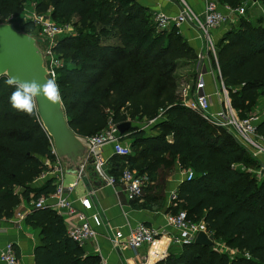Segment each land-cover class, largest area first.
Returning a JSON list of instances; mask_svg holds the SVG:
<instances>
[{
  "label": "trees",
  "instance_id": "obj_1",
  "mask_svg": "<svg viewBox=\"0 0 264 264\" xmlns=\"http://www.w3.org/2000/svg\"><path fill=\"white\" fill-rule=\"evenodd\" d=\"M27 1L0 0V18L20 14ZM36 1L39 12L51 8L57 22L75 26L54 46L64 61L56 81L71 128L88 137L111 122L153 121L157 134L137 125L127 130L136 153L115 155L111 171L118 175L126 165L138 166L150 178L145 196L152 183L162 193L177 166L193 170L194 177L180 184L170 213L186 211L216 242L239 252L232 256L192 242L157 264H264L262 165L235 134L182 103L176 70L197 54L178 27L159 30L154 14L137 0ZM219 1L239 7L246 0ZM32 27L30 21L22 24L24 31ZM216 46L221 78L245 118L264 96V15L255 24L242 17ZM5 78H0V219L7 220L23 200L35 202L56 190L53 179L32 186L48 169L45 161L56 156L37 110L27 115L11 106L14 88ZM26 222L41 228L36 264H99V257L85 254L69 236L52 208L33 207Z\"/></svg>",
  "mask_w": 264,
  "mask_h": 264
},
{
  "label": "built area",
  "instance_id": "obj_2",
  "mask_svg": "<svg viewBox=\"0 0 264 264\" xmlns=\"http://www.w3.org/2000/svg\"><path fill=\"white\" fill-rule=\"evenodd\" d=\"M249 0L243 2L239 7H231L226 4L222 9L216 0H206L203 14H198L186 9L176 16H167L162 12H155L154 21L159 30H168L173 26H181L183 23H190L201 30L209 41V49L213 54H216V45L211 38L210 30L219 26L229 25L230 27L238 24L239 20L247 12ZM251 3H253L251 1ZM35 9L29 15V18L36 27L39 28L40 34L44 36L49 45L47 48L49 63V74L56 80L57 69L64 63L63 59L54 51V46L57 44V37L63 33V28L52 17L51 10L48 13H40L37 10V4L34 3ZM14 19V16L5 18L7 21ZM217 60V59H216ZM206 80L201 74L192 91L185 89L183 91L182 103L193 110L199 111L205 119L212 124L223 127L231 132H238L244 136L257 134V123L264 122V112L249 114L245 118L240 115L234 116L232 113L231 102L228 96V91L224 106L217 110L212 109L210 94L205 91ZM224 89H227L223 86ZM153 122V121H151ZM51 141V150L56 156L54 161L46 160L45 163L48 169L43 172L39 179L46 180L49 178L56 179V190L50 195L37 199L33 204L36 208L49 207L55 210L59 215L66 220L67 231L69 236L79 244L93 239L97 235L96 227L102 226L103 221L99 214L87 215L86 211L77 209L67 195V189L74 188L79 180L85 175L79 173L76 175V180L70 187L64 184V167L57 154L53 138L47 133ZM123 134L119 131L118 124L110 123L107 128L101 132L88 137H82L89 150L86 163L82 165V170L85 171L88 165H92L97 177L106 185L115 187L117 193L124 192L130 201L142 199L145 192V187L148 186L150 178L146 174H140L137 170L126 165L122 168L120 174L116 175L111 171L109 158L104 154V147L110 145L113 155L120 157H128L132 154L130 144L125 143L122 138ZM250 142L255 143L252 139ZM264 146L258 148V152H263ZM258 152H255L258 153ZM264 170L259 171L263 175ZM86 174V173H85ZM193 170L185 171V179L191 180L194 177ZM94 191H89V195L81 200L85 210H90L93 207V202L90 198ZM177 198V193H172V200ZM55 200L54 202H52ZM167 220L177 233L170 236L173 243L183 246L195 241L197 234L200 231H206L205 224L194 222L188 219L187 213L184 210L178 213H169ZM163 236V235H162ZM162 236L159 231L146 224H140L130 228L128 233H125L122 228L113 230L110 240L114 245H119L120 242L127 246L138 249L145 245H149L148 256L142 264H157L160 260L168 256V246L162 248L160 243ZM210 236V234H209ZM0 264H19V259L15 251L13 243L7 242L0 249ZM99 264H104L100 262Z\"/></svg>",
  "mask_w": 264,
  "mask_h": 264
},
{
  "label": "crops",
  "instance_id": "obj_3",
  "mask_svg": "<svg viewBox=\"0 0 264 264\" xmlns=\"http://www.w3.org/2000/svg\"><path fill=\"white\" fill-rule=\"evenodd\" d=\"M137 1L143 6L148 7L153 14H155V12H162L167 16H176L181 13L183 9L203 14L206 4V0ZM221 8L224 9V6H221ZM230 28L229 25H223L211 29L210 34L213 43L217 44ZM178 29L183 38L188 41L197 54L199 59L198 70L202 67V72L205 75L204 77L207 84L205 91L210 94L212 108L214 110L222 108L226 100L227 89L223 88L225 84L221 79V75L218 74L219 67L216 62L217 60L215 61L214 59V61H212L213 59L210 57L213 53L212 51L210 53L207 37L201 30L190 23H183ZM169 30L170 29H168V31ZM195 61L197 62V58L187 61V68H194L196 64ZM180 65L179 67H181ZM187 70L188 69H184L183 72H187ZM181 72L176 73V77L178 80V93L182 100L184 96L183 91L187 89L184 88V86H187V83H183L182 77L184 76L181 75ZM214 73H216L215 76L213 75ZM192 88H194V85ZM261 112H264L263 95L258 98L256 105L247 115ZM157 133V131L151 128L148 135ZM232 133L235 134L237 139L259 160L262 165V170H264V151L258 152L259 145L264 146V122L257 123V134L244 136L238 132ZM169 139L171 140L172 138L170 137ZM249 139H252L255 143L250 142ZM255 152L258 153L255 154ZM104 154L109 158V163L112 166L115 162V155H113L110 145L104 147ZM64 172V184L66 187H70L76 180V175L65 169ZM94 173L92 165H88L87 173L84 178L79 180L74 188L67 189V195L77 209L86 211L87 215L97 213L103 221L102 226L96 227V237L84 244H79L85 254L99 257L100 262L104 264H142L147 259L149 245L133 249L123 242H120L119 245H114L109 238L116 228H122L125 233H128L130 228L140 224L151 226L159 231L161 236L163 235L160 245L162 248L168 246V255L171 251L179 250L182 247L170 240V236L177 233V231L168 223L167 215L174 206V203L171 202L172 193H177L180 184L185 179V171L177 166V168L169 174L165 184L166 188L164 186L165 190L162 193L159 189H155L152 183V186L147 189L144 198L134 201H130L124 192L120 194L117 193L115 187L106 185L102 181L100 183V179L97 175H94ZM49 179H53L56 185V179ZM46 181L47 179L42 180L38 178L34 181L32 186L40 187ZM91 190L94 191L93 195L90 196L93 207L90 210H85L81 200L87 197ZM54 201L55 200L52 202ZM33 203V200H23L16 208L12 218L7 220L0 219V249L7 242L13 243L19 259V264H36L35 251L42 241L41 228L33 227L26 222L27 215L34 207ZM64 222L66 224V220H64Z\"/></svg>",
  "mask_w": 264,
  "mask_h": 264
},
{
  "label": "water",
  "instance_id": "obj_4",
  "mask_svg": "<svg viewBox=\"0 0 264 264\" xmlns=\"http://www.w3.org/2000/svg\"><path fill=\"white\" fill-rule=\"evenodd\" d=\"M4 70H8V74L26 81L35 78L43 83L46 79H52L45 57L35 40L28 33L20 31L11 22L0 23V72ZM2 76L0 75V78ZM37 114L45 130L53 138L64 169L75 173V175L79 173L85 175L82 165L86 163L89 150L82 143V137L71 128L63 101L50 103L42 97L38 98ZM132 126L131 121L118 124L122 134H126ZM194 242L213 248L217 246V242L206 231H200Z\"/></svg>",
  "mask_w": 264,
  "mask_h": 264
},
{
  "label": "rangeland",
  "instance_id": "obj_5",
  "mask_svg": "<svg viewBox=\"0 0 264 264\" xmlns=\"http://www.w3.org/2000/svg\"><path fill=\"white\" fill-rule=\"evenodd\" d=\"M218 3H219V6H224V8H225V6H226V4L225 3H221L219 0H216ZM251 1L253 2V3H251ZM34 3L35 4H37L38 2L36 1V0H28L25 4H24V6H23V9H22V11H21V13L20 14H18V15H16V16H14V19L13 20H11V21H7V20H5V18L4 17H1L0 18V23H14L15 24V26L20 30V31H23V32H26V33H28L34 40H35V42H36V45L39 47V49L41 50V52H42V54H43V57H45V62H46V64H47V66H48V69H49V63L47 62V60H48V56H50V55H48L47 54V48H48V45H49V41L44 37V36H42L41 34H40V30H39V28L38 27H36L35 25H34V23L31 21V19L29 18V15H31V13H29V12H32L34 9H35V7H34ZM51 10V12H52V9L50 8V9H48L47 11H45V12H40V13H48L49 11ZM39 12V11H38ZM264 15V6L262 5V3H261V1L260 0H250V2H249V4H248V6H247V12H246V14L244 15L245 17H246V19L247 20H249L250 22H251V20L253 21V23L255 24L256 23V20H257V18L258 17H260V16H263ZM54 19V18H53ZM55 20V19H54ZM27 21H30L32 24H33V27L29 30V31H24L23 29H22V24L24 23V22H27ZM56 21V20H55ZM62 28H63V33L61 34V35H59L58 37H57V41L56 42H58L59 41V39L61 38V37H63V36H65V35H69V34H72V33H74L75 32V26L74 25H72V23H70V24H65L64 22L63 23H60L59 21L57 22ZM208 42V45H210L209 44V41H207ZM216 45V44H215ZM217 47V46H216ZM216 51H217V48H216ZM210 53H211V51H210ZM58 55V54H57ZM214 55V56H213ZM211 54L210 55V57L213 59L212 61H214V59H215V61H216V59H218L217 58V53L216 54ZM185 61V62H184ZM198 61H199V59H198V57H197V62L195 61V66H194V68H187V65H186V63H187V60H183L182 62H181V67H178L177 68V70H176V73H179V72H181L182 74V76H184V77H182V81H183V83L184 84H186L187 83V86H184V88H187L188 89V91H192V89H194V88H192L193 87V85L195 86V84H196V81H197V79H198V77L201 75V74H203V76H205L204 75V73L202 72V67L200 68V70H198ZM218 61V60H217ZM216 61V62H217ZM218 64V63H217ZM184 69H188L187 70V72H183V70ZM219 71V72H218ZM217 72H218V74H220V69L218 70ZM216 72V71H215ZM214 76L216 75V73H214L213 74ZM221 75V74H220ZM53 79V78H52ZM222 79V78H221ZM182 81H181V83H182ZM192 83V84H191ZM190 84V85H189ZM188 86H190V87H188ZM226 87V86H225ZM185 90V89H184ZM228 90V89H227ZM230 95V93H229V90H228V96ZM229 99H230V102H231V107H232V113L234 114V116L236 117V116H238L239 117V111L233 106V104H232V100H231V97L229 96ZM223 106H224V104H223ZM222 106V107H223ZM213 109V108H212ZM214 110V109H213ZM154 123V122H153ZM153 123H151V122H149V123H146V122H142V123H133V125H137V126H139V127H141V128H144L146 131H147V133L148 132H150V130H151V128H152V126H153ZM124 136H123V138H122V140L125 142V143H127V144H129V143H131V139H130V137H128V136H126L127 134H123ZM82 143L84 144V145H86L85 144V142H84V139H82ZM132 153L133 154H135L136 152H135V150L134 151H132ZM142 164V163H141ZM141 164H138V165H141ZM135 170H137V171H139V168H138V166L135 168ZM85 173H87V169L84 171ZM263 174H264V172H263ZM86 175V174H85ZM165 188H166V185H165ZM165 188H164V190H165ZM163 190V191H164ZM171 202H173V200H171ZM210 234V233H209ZM210 237L213 239V240H215L214 239V237L210 234ZM215 249H217V250H219L220 252H226V253H229L230 255H232V256H236V255H238L239 254V252L238 251H236V250H234V249H231L230 247H226V245L223 243V242H220V241H217V246L215 247Z\"/></svg>",
  "mask_w": 264,
  "mask_h": 264
},
{
  "label": "clouds",
  "instance_id": "obj_6",
  "mask_svg": "<svg viewBox=\"0 0 264 264\" xmlns=\"http://www.w3.org/2000/svg\"><path fill=\"white\" fill-rule=\"evenodd\" d=\"M0 75L6 77L4 84L14 88L9 98L11 106L27 115L36 114L38 98L42 97L50 103L62 101L60 86L54 79H46L43 83L35 78L26 81L8 74V70L0 72Z\"/></svg>",
  "mask_w": 264,
  "mask_h": 264
}]
</instances>
